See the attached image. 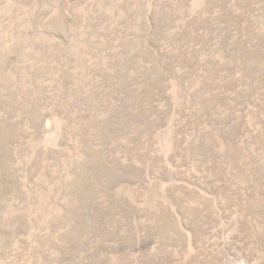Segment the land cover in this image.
I'll use <instances>...</instances> for the list:
<instances>
[{"label":"rangeland","instance_id":"374dc122","mask_svg":"<svg viewBox=\"0 0 264 264\" xmlns=\"http://www.w3.org/2000/svg\"><path fill=\"white\" fill-rule=\"evenodd\" d=\"M0 264H264V0H0Z\"/></svg>","mask_w":264,"mask_h":264}]
</instances>
